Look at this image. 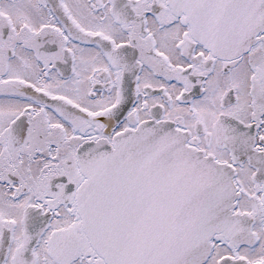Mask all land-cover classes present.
<instances>
[{
	"label": "snow or ice",
	"instance_id": "1",
	"mask_svg": "<svg viewBox=\"0 0 264 264\" xmlns=\"http://www.w3.org/2000/svg\"><path fill=\"white\" fill-rule=\"evenodd\" d=\"M0 264H264V0H0Z\"/></svg>",
	"mask_w": 264,
	"mask_h": 264
}]
</instances>
